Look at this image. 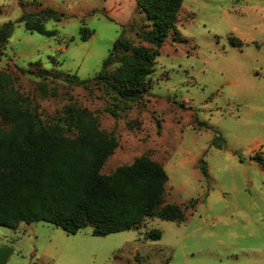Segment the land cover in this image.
Here are the masks:
<instances>
[{
  "label": "rangeland",
  "instance_id": "rangeland-1",
  "mask_svg": "<svg viewBox=\"0 0 264 264\" xmlns=\"http://www.w3.org/2000/svg\"><path fill=\"white\" fill-rule=\"evenodd\" d=\"M182 1L148 92L121 111L94 82L22 71L94 78L118 39L137 43V30L147 29L137 0H0V26L15 23L0 71L18 77L41 122L59 123L70 106L86 109L118 142L102 174L147 156L169 176L163 204L186 210L182 223L149 218L104 237L91 225L75 235L45 222L0 226V264H264V165L255 159L264 163V0ZM48 9L61 16L44 23L52 36L29 30L34 19L17 22ZM84 27L92 31L86 41ZM152 229L161 239L148 238Z\"/></svg>",
  "mask_w": 264,
  "mask_h": 264
},
{
  "label": "trees",
  "instance_id": "trees-1",
  "mask_svg": "<svg viewBox=\"0 0 264 264\" xmlns=\"http://www.w3.org/2000/svg\"><path fill=\"white\" fill-rule=\"evenodd\" d=\"M182 3L137 0L147 29L137 30V43L125 37L118 39L92 79L81 80L76 74L60 71L22 73L77 86L88 87L94 82L112 95L118 109L127 110L130 103L148 92L147 80L155 70L160 50L168 37L176 34ZM28 18L36 22V27L29 30L52 36L44 23L60 21L61 16L48 9L25 14L17 22ZM14 24L0 26V56ZM91 35L92 31L84 27L82 40ZM231 44L241 46L242 42L233 38ZM17 80L9 68L0 71V226L16 229L21 223L45 222L75 235L91 225L94 236L104 237L137 229L149 218L176 223L186 220L182 206L163 204L169 176L162 164L142 156L111 175L102 174L118 147L115 137L101 131L89 111L73 106L65 110L59 123L44 125L28 97L16 88ZM218 139L225 142L221 135ZM216 146L223 148L219 143ZM255 159L264 165L261 156ZM202 173L208 177L206 163ZM147 236L159 240L162 232L152 229Z\"/></svg>",
  "mask_w": 264,
  "mask_h": 264
}]
</instances>
